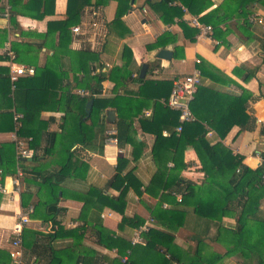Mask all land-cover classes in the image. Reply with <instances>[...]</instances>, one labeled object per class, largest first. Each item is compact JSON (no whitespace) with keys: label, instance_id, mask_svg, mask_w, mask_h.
<instances>
[{"label":"crops","instance_id":"1","mask_svg":"<svg viewBox=\"0 0 264 264\" xmlns=\"http://www.w3.org/2000/svg\"><path fill=\"white\" fill-rule=\"evenodd\" d=\"M46 1L51 0H22V5H31L32 8L22 9L25 14L18 15L17 22L13 24L11 15L8 18L4 16L9 0H0V9H2L0 30L6 31V41L0 40V66L7 67L9 72L11 62L7 50L13 51L17 56L14 46L20 50H27L32 55L30 59H27L36 60L38 66H44L49 57L55 53L58 39L56 32L50 35L47 41L43 36L47 34L50 22H62L67 19L70 0H55L53 13L41 20L36 19L34 15L45 10ZM95 1L93 0V3ZM224 1L212 0L213 5L208 12L221 6ZM160 2L161 0H134V4H130L129 11L121 19L123 24L121 27L113 26L118 10L117 1L112 0L98 9L92 5L87 6L82 11L79 23L71 28V49L77 52L82 60L87 61L90 75L94 76L101 72L106 77L100 86L101 93L94 94V97L116 98L122 103L121 108L126 113V117L133 119L131 136L142 145L134 141L121 147L114 141L118 129L116 124L118 110L115 105L106 106L103 114H107L111 122L104 125L102 137L97 142L75 148L69 173L67 172L68 176L61 185L65 197L58 203V207L62 210L57 213L55 220H52L53 217L47 214L46 206L38 202L39 199L36 196L40 190L38 184L27 180L29 177H41L46 174L53 177V173L57 174L64 164L62 156L53 158V154L59 148L61 137L59 125L62 114L44 112L42 118L51 119L50 125L42 134L40 148L36 152L31 150L33 158L27 159V162L20 165L19 169L22 172L19 180L20 191L16 192L17 187L14 185L16 175L2 178L1 185L4 191H0V264H14L8 253L12 250L11 244L15 239L13 231L21 215H28L29 218V223L23 227L24 256L21 264H53L50 248L62 250L73 245L70 237L53 240L47 236L57 230V225L65 230H72L80 227L85 221H90L94 222L93 225L102 224L108 231L131 242L137 229L125 226L124 229H120L123 216L107 206L103 207L102 199L98 200V196L97 198L88 196V192L94 189V193L98 191V195H102L100 193L102 192L104 196L118 197L125 191L127 218H139L144 223L151 217L154 218L152 210L163 195L160 181L153 182L159 167L152 152L156 138L152 133L142 130L140 120L152 119L156 103L163 105V102L169 98H166V94L173 88L174 83L195 70L201 72V66L207 76L201 73L200 87L205 86L215 92L236 97L241 96L244 91L252 94L247 112L255 119L254 128L241 130L240 127L235 126L222 143L234 155L243 157L244 164L250 168L256 169L263 164L264 31L257 25H251L247 33L240 29V24L233 23L247 21L251 14H264V5L257 3L252 13L243 12L240 18L227 21L232 26L227 35L215 37L214 32L199 35L196 42L192 43L185 37L181 23L189 25L187 20L194 15L185 13L182 20L175 19L174 23H166L162 20L160 16L162 11L157 6ZM221 26L225 31L226 28ZM75 27L81 28L80 34L73 32ZM165 34L169 37L165 46L148 49ZM126 47L131 50L132 55L127 65V71L131 77L129 76L121 85H116V82L108 77L112 69L126 64L124 55ZM181 48L182 51L175 53L176 49ZM162 49L172 52L171 60L157 57ZM197 60H200L199 64L196 63ZM16 63L33 67L36 71L34 64L20 63L17 60ZM64 63L68 71V80L72 85L71 92L76 94L75 91L78 88L74 82V73L71 71L72 65L67 60ZM144 64H147L148 68L142 78L141 70ZM138 76L144 81H138ZM78 77L82 78L83 74ZM14 95L15 91H12L11 97L14 98ZM140 103H145L141 109ZM14 110L15 108L11 112L14 113ZM3 111L4 97L0 94V112ZM144 111H150L151 115L145 116ZM172 132L174 129L166 128L163 135L168 137ZM15 136L17 134L14 130L11 133H1L0 144L15 143ZM207 138L213 145L221 141L214 131H210ZM23 140L28 147V140ZM183 155L185 170L182 172V177L187 181L202 184L205 179L204 173L200 170L201 165L191 141L185 142ZM40 160L43 162H39ZM160 164H166V162L160 160ZM168 166L173 168L174 163L169 162ZM34 168L38 170L37 173L33 172ZM128 174L131 175L132 185L127 182L121 184L113 179L126 177ZM38 181L41 182L40 179ZM133 184L141 194H138ZM30 193L33 197L28 196ZM46 196L45 191L42 192V200ZM87 198L88 201H86ZM180 199L182 196L177 195L178 202ZM34 204H37V208H34ZM168 206L167 203L163 204L164 208ZM30 208L33 209L32 212L29 211ZM260 209L264 212V199L261 201ZM238 210L239 207L234 206L233 209L224 212V227L229 229L237 227ZM189 212L194 211L189 210ZM98 214L100 218L97 217ZM195 226L198 234L190 228V223L185 227L173 226L169 231L175 235L176 243L185 249L189 247L196 249L200 240L208 246V253L224 254L226 252L224 243L215 241L218 229L216 222L208 224L198 221ZM202 229L207 230L200 235ZM95 235V233L87 232L83 239V244L94 251L92 264H118V250L99 246ZM87 252L84 255L86 259L90 256ZM243 261L242 258L234 256L226 258L223 264H243ZM254 263V261L249 262V264Z\"/></svg>","mask_w":264,"mask_h":264},{"label":"trees","instance_id":"2","mask_svg":"<svg viewBox=\"0 0 264 264\" xmlns=\"http://www.w3.org/2000/svg\"><path fill=\"white\" fill-rule=\"evenodd\" d=\"M110 1L112 0H96L93 3V0H70L67 19L62 22H50L47 34L43 36L47 41L50 35L56 32L58 37L55 53L49 57L44 66H38L36 60H28L27 58L30 59L32 55L27 50L13 47L18 56L17 62L36 65L34 75L22 77L19 80L14 98L11 97L9 69L0 66V94L4 97V111L0 112V134L15 130L13 112H11L15 108L17 113L24 115L18 136L27 139L28 148L36 152L40 148L42 134L48 129L51 120L43 119L42 114L44 112L62 114L59 125L61 130L59 148L53 154V158L58 155L63 157L64 164L61 170L57 174L53 173V177L46 174V176L27 178L38 184L40 189L36 193L38 202L46 206L47 214L53 217L52 220H55L57 213L62 210L58 207V203L65 197L61 185L68 176L75 148L97 142L102 137L104 125L111 122L107 114H103L106 106L115 105L118 110L116 138L119 146L123 147L134 141L138 143L130 133L133 119L126 117V113L121 108L122 103L116 98L80 97L73 94L72 85L68 80V71L65 69L64 62L67 60L72 65L71 71L74 73L77 88L90 90L92 94L101 93L100 86L106 77L101 72L94 76L90 75L87 61L82 60L79 54L71 49L70 31L79 23L85 7L92 5L98 9ZM115 1L118 2V10L113 26L121 27L123 26L121 19L129 11L132 0ZM175 3L179 4L173 5ZM257 3L264 5V0H225L221 6L209 12L213 5L212 0H161L157 6L161 9L160 16L166 23H174L175 19L182 20L187 10L191 15L199 17L203 24L212 26L214 36L220 37L231 31L232 26L227 21L240 18L243 12L252 13ZM9 5L12 9L10 15L13 24L17 22L18 15L25 14L22 9L32 8L31 5H22V0H9ZM54 6L55 0L46 1L45 10L34 15L35 18L41 20L52 14ZM233 24H240V29L247 33L251 26L248 20L242 23L235 21ZM221 25L226 28L225 31ZM181 27L185 37L192 43L196 42L199 30L184 22L181 23ZM168 38L166 34L161 36L148 49L165 46ZM0 40L6 41V31L0 30ZM179 50L182 51V48L176 49L175 53ZM124 55L126 64L112 69L108 77L114 80L116 85H121L129 76L131 77L127 71V65L132 56L128 47L125 48ZM200 69L201 73L207 76L202 66ZM80 74H83L82 78L78 77ZM137 80L144 81L139 76ZM171 91L172 88L166 94V98ZM251 98L252 94L248 91L236 97L215 92L205 86L199 87L195 100L191 104V112L195 120L183 124L180 133L175 132V128L181 125L179 113L156 103L153 118L141 119L140 122L142 130L152 133L156 138L152 152L159 167L153 182L160 181L163 195L152 210L156 223L148 233L143 235L144 244L132 246L130 241L121 239L120 235L108 231L102 224L93 225L94 222L90 221H85L80 227L72 230H65L57 225V230L47 236L53 240L70 237L73 245L62 250L50 248L53 264H92L94 251L83 244L87 232L96 234V243L99 246L118 250V264H223L226 258L234 256L242 258L243 264H249L251 261H254V264H264V212L260 209L261 201L264 199V162L256 169L250 168L244 164L243 157L234 155L222 143L235 126L240 127L241 130L254 128L255 119L247 112ZM91 100L94 103L88 113L87 104ZM144 104L140 103V109ZM166 128L174 129L168 137L163 135ZM210 131H214L221 141L213 145L207 138ZM262 134L264 135V127ZM186 141H191L196 150L201 165L200 170L205 178L202 184L187 181L182 177V172L185 170L183 153ZM160 160H164L166 164H160ZM25 162L27 159L18 162L14 143L0 144V168L4 171L2 178L15 176L20 165ZM169 162L174 163L173 168L168 166ZM34 169L33 172L37 173L38 170ZM128 175L113 179L121 184L127 182L132 185L131 175ZM39 179L41 182H37ZM133 187L136 188L134 184ZM136 190L138 194H141L137 188ZM44 191L47 196L42 200ZM94 191L90 189L88 196L95 198L98 196V200L102 199L103 207L107 206L123 216L120 229H124V226L138 229L143 225V220L129 219L125 216V191L118 197L104 196L100 192L103 197L98 195V191L96 193ZM177 195L182 196L181 202H178ZM28 196L33 197V194L30 193ZM164 203L169 206L164 208ZM234 206L239 207L236 215L237 227L229 229L223 225L224 212L233 209ZM34 208H37V204H34ZM189 210L194 212L190 213ZM97 217L100 218V214ZM198 221L208 224L209 222L217 223L215 241L224 243L226 249L224 254L208 253V246L200 240L196 249L193 247L185 249L176 243L175 235L169 230H172L173 226L185 227L190 223V228L198 234L195 226ZM205 230L202 229L200 235L205 233ZM127 250H132V253L129 261L123 263L122 259ZM86 252L90 255L87 259L84 257Z\"/></svg>","mask_w":264,"mask_h":264},{"label":"built area","instance_id":"3","mask_svg":"<svg viewBox=\"0 0 264 264\" xmlns=\"http://www.w3.org/2000/svg\"><path fill=\"white\" fill-rule=\"evenodd\" d=\"M173 5H176L173 4ZM178 5V4H177ZM10 5H7L6 11L4 13L5 17L10 16ZM185 13H188L187 10H185ZM187 22L189 25L193 28H196L199 30V35H207L213 33V27L210 25L203 24L199 17L192 16L190 17ZM248 22L251 25H257L261 27L264 31V14H252L248 17ZM96 26V24H94ZM73 32L76 34L81 33L80 27H75L73 29ZM8 56L10 58V72H9V78L11 82V90L14 92L17 90L18 82L22 77L26 76H32L35 74V69L30 66H24L19 65L16 63L17 56L13 51L7 50ZM196 63H200V60H197ZM200 70H195L192 74L185 76L184 78L176 81L173 85L171 94L168 99H166L163 102V105L169 107L171 110L179 113V120H180V126L175 129V132L180 133L182 131V126L185 123L192 122L195 120L194 115L191 112V104L195 100L196 94L198 92L199 87L202 84V77H201ZM75 93L79 95L80 97H91L95 96L88 90L80 89L78 88ZM145 116H150V111H144ZM24 119V115L22 113H17L14 110L13 113V122L15 126L14 132H16L17 136H15L14 144L16 145V152H17V160L20 162L21 160L26 159H32L33 158V152L27 147L25 141L18 136L19 128L22 125V120ZM114 141L118 143L117 138H114ZM3 169L0 168V191H4L1 185V180L3 176ZM17 177H15L14 185H16L17 190L16 192H19V180L22 176L21 170L18 168L17 170ZM263 181H264V174H263ZM182 199L179 200L181 202ZM32 208L29 209L30 212H32ZM29 223L28 215H21L19 223L16 225L13 234L15 239L13 240L11 246L12 250L9 252L10 258L13 261L14 264H21L23 256H24V248L22 244V234H23V227ZM155 219L151 218L147 220L143 225H141L135 234V237L131 240L132 246H136L139 244H144L145 240L143 238V235L148 233L152 226L155 225ZM127 254L125 257H123L122 262L126 263L129 261V257L132 253V250H127Z\"/></svg>","mask_w":264,"mask_h":264},{"label":"water","instance_id":"4","mask_svg":"<svg viewBox=\"0 0 264 264\" xmlns=\"http://www.w3.org/2000/svg\"><path fill=\"white\" fill-rule=\"evenodd\" d=\"M131 4H134V0L131 1ZM157 57L160 59H164V60H171L172 59V52L167 50V49H162L158 52ZM148 68L147 64H144L141 70V77L143 78L145 76L146 70ZM94 101L91 100L88 102L87 104V112L90 113L92 106H93ZM113 114V113H111ZM111 118H113V116H110Z\"/></svg>","mask_w":264,"mask_h":264},{"label":"rangeland","instance_id":"5","mask_svg":"<svg viewBox=\"0 0 264 264\" xmlns=\"http://www.w3.org/2000/svg\"><path fill=\"white\" fill-rule=\"evenodd\" d=\"M152 218V217H151Z\"/></svg>","mask_w":264,"mask_h":264}]
</instances>
